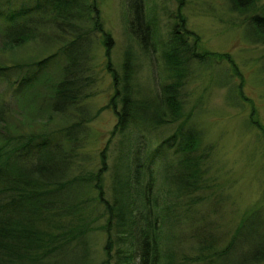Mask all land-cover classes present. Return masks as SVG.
I'll return each mask as SVG.
<instances>
[{
    "label": "trees",
    "instance_id": "1",
    "mask_svg": "<svg viewBox=\"0 0 264 264\" xmlns=\"http://www.w3.org/2000/svg\"><path fill=\"white\" fill-rule=\"evenodd\" d=\"M177 1L176 24L167 40L158 36L154 8H149L148 0L129 2V32L147 59L158 58L164 65L157 90L148 95L137 84V55L132 48L125 50L122 73L113 66L112 34L104 27L97 0H36L33 6L14 8L12 1L0 0V43L5 51L21 49L40 37L60 44L56 53L41 59L31 55L28 61L17 58L14 65L22 69L50 64L52 70L43 75L42 85L49 86L53 114L64 115L71 107H81L88 96L84 87L92 80L87 73L95 56L91 32L100 34L114 90L97 113L105 109L114 112L117 123L112 135L130 137L135 133L107 188L108 144L95 165L90 154L81 152L85 138L81 128L95 116L82 115L60 129L47 126L54 116L38 128L26 119L13 126L8 125L5 106H0V264H176L167 236L166 212L175 206L176 196L184 204L188 199L192 204L194 191L208 186L209 170V151L201 145L204 131L193 123L194 110H186V78L195 64L211 66L224 60L230 63L227 72L240 75L228 53L200 49V35L187 27L182 11L185 0ZM227 1L232 11L247 15L248 39L264 43L261 0ZM83 42L89 47L87 54ZM49 48L51 45H45L43 50ZM59 54L66 61L58 68L61 76L55 78L51 64L60 62ZM10 68L0 62V78L6 80ZM36 81L35 74L23 77L19 84L7 79L9 90L16 85L14 89L23 96ZM180 119L183 121L174 134L160 144L164 147L167 143L173 157L166 159L163 168L167 187L157 190L154 166L149 157L140 155L144 134ZM256 121L264 133V125ZM22 126L31 128L22 131ZM163 149L160 151L166 153ZM95 231L107 235L105 257L100 262L90 240ZM229 238L222 248L215 242H203L205 248L200 246L196 260L264 264L263 207L246 211Z\"/></svg>",
    "mask_w": 264,
    "mask_h": 264
},
{
    "label": "rangeland",
    "instance_id": "2",
    "mask_svg": "<svg viewBox=\"0 0 264 264\" xmlns=\"http://www.w3.org/2000/svg\"><path fill=\"white\" fill-rule=\"evenodd\" d=\"M10 1L13 8L33 6L36 2ZM131 1L97 0L104 27L112 34L110 48L113 66L122 73L125 50L132 48L137 55V84L146 94L153 95L163 76L164 65L158 58L154 57L152 61L147 59L129 32L127 19L130 17L128 10ZM148 2L149 8H154L158 36L167 40L170 29L176 24L175 14L179 2ZM262 4L264 0L260 1V5ZM182 11L186 16L187 27L200 35V49L228 53L240 72V75L231 70L227 72L230 63L226 60L214 62L211 66L195 64L183 89L186 110H194L193 123L204 131L201 145L209 151L208 180L205 185L208 186L194 191V199L190 200L192 204L189 199L184 204L179 197H175V206L166 212V230L175 250L176 264H207L208 261H197L195 258L201 252L203 242L205 245L215 242L218 248H222L246 211L258 207H263L264 211V133L256 121L264 125V43L248 39L245 21L247 15L232 11L227 0H185ZM91 35L94 39L92 55L95 56L92 57V69L87 75L92 80L84 87L88 96L81 107H71L64 115L53 114L48 97L49 86L42 85L43 75L52 70L50 64L42 68L29 66L19 69L14 66L17 58L27 60L28 56L33 55L41 59L56 53L60 44L52 40L47 42V37L37 38L38 42L13 51H5L0 43V62L11 66L6 72V80L0 78V106H5L8 125L13 126L26 119L32 121L34 128H38L42 121L47 122L54 116V121L47 126L60 129L79 120L82 115L95 116L81 128V136H85L81 152L90 154L95 165L100 162L101 150L108 144L107 160L110 170L106 182L109 188L111 175L120 162V155L126 154L127 147H131L135 133L130 137L119 133L112 135L117 123L114 112L105 109L97 113L100 107L109 102L114 88L112 76L106 67V48L101 44L102 36L97 32H91ZM85 44L83 42L82 47L87 54L89 47ZM45 45H51V48L43 50ZM57 59L60 62L51 64L54 67L52 77L55 78L61 76L58 68L66 61L61 54ZM33 74L38 77V81L26 96L14 89L16 85L9 90L7 79L17 80L19 84L23 77ZM34 94L45 96L38 98ZM34 120L39 124H35ZM180 121L157 130L145 131L140 155L143 159L149 157L154 166L157 190L162 186L164 190L167 187L163 168L166 161L173 157V149L168 148L167 143L164 147L160 144L174 134L183 119ZM30 128L22 126V131ZM159 147L164 148L166 153H162ZM106 236L105 231H95L90 235L94 257L98 262L105 257ZM72 260L75 262L74 257Z\"/></svg>",
    "mask_w": 264,
    "mask_h": 264
}]
</instances>
